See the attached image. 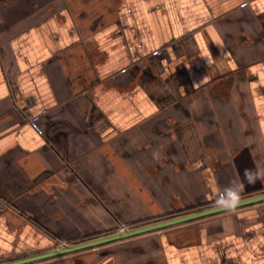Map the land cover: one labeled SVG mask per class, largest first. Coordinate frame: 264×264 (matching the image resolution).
Wrapping results in <instances>:
<instances>
[{
    "label": "crops",
    "instance_id": "crops-1",
    "mask_svg": "<svg viewBox=\"0 0 264 264\" xmlns=\"http://www.w3.org/2000/svg\"><path fill=\"white\" fill-rule=\"evenodd\" d=\"M230 188L264 193V0H0V263ZM25 264H264V200Z\"/></svg>",
    "mask_w": 264,
    "mask_h": 264
},
{
    "label": "water",
    "instance_id": "water-1",
    "mask_svg": "<svg viewBox=\"0 0 264 264\" xmlns=\"http://www.w3.org/2000/svg\"><path fill=\"white\" fill-rule=\"evenodd\" d=\"M261 200H264V193L240 198L239 202L235 204V207H238V206L241 207L242 205L251 204L254 202L261 201ZM235 207L230 208L222 204H216L215 206L212 205V206L204 207L202 209L200 208L194 211H190L189 213L188 212L180 213L175 216H171V217H168L162 220H156L153 222L141 224V225L130 227V228H123L120 231H117L114 233L105 234V235L86 239V241L82 240L79 242H74L73 244L72 243L64 244L63 246H59V247L54 246L51 249L46 250L44 252H39V253L23 256L20 258L11 259L5 262H1L0 264H25L28 262L43 260L48 257L70 253V252H74V251L81 250V249L88 248V247H94L97 245L104 244L106 242H112L117 239H121V238L125 239V237L140 234L142 232H147V231H150V229L156 230V229H160L166 226H171L173 224H177L180 222H184V221L195 219L201 216L212 214L215 212H220L224 210L228 211V209H232Z\"/></svg>",
    "mask_w": 264,
    "mask_h": 264
},
{
    "label": "clouds",
    "instance_id": "clouds-1",
    "mask_svg": "<svg viewBox=\"0 0 264 264\" xmlns=\"http://www.w3.org/2000/svg\"><path fill=\"white\" fill-rule=\"evenodd\" d=\"M240 200V193L238 191H234L231 188L227 192V199L220 200L219 203L225 205L226 207H235V204Z\"/></svg>",
    "mask_w": 264,
    "mask_h": 264
},
{
    "label": "built area",
    "instance_id": "built-area-1",
    "mask_svg": "<svg viewBox=\"0 0 264 264\" xmlns=\"http://www.w3.org/2000/svg\"><path fill=\"white\" fill-rule=\"evenodd\" d=\"M125 227L126 226H122L120 229H123ZM64 244H67V241L61 240V241H57L54 245H55V247H59V246H63Z\"/></svg>",
    "mask_w": 264,
    "mask_h": 264
},
{
    "label": "rangeland",
    "instance_id": "rangeland-1",
    "mask_svg": "<svg viewBox=\"0 0 264 264\" xmlns=\"http://www.w3.org/2000/svg\"><path fill=\"white\" fill-rule=\"evenodd\" d=\"M182 213H183V212H182ZM185 213H186V212H185ZM175 215H177V214H174V216H175ZM163 217H164V216H163ZM168 217H171V216H165L163 219L168 218ZM152 222H153V221H152ZM148 223H149V222H148ZM139 225H140V224H139ZM134 226H138V225H137V224H133V225H131V226H130V225H127L126 228H130V227H134ZM116 230L119 231L120 229H116Z\"/></svg>",
    "mask_w": 264,
    "mask_h": 264
},
{
    "label": "trees",
    "instance_id": "trees-1",
    "mask_svg": "<svg viewBox=\"0 0 264 264\" xmlns=\"http://www.w3.org/2000/svg\"><path fill=\"white\" fill-rule=\"evenodd\" d=\"M193 207H195V206H193ZM90 236V235H89ZM89 236H86V237H89ZM89 238H91V237H89Z\"/></svg>",
    "mask_w": 264,
    "mask_h": 264
}]
</instances>
